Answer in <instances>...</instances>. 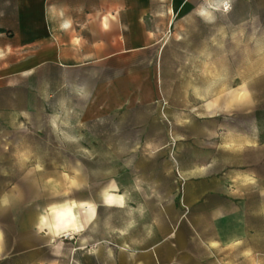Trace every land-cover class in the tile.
Returning a JSON list of instances; mask_svg holds the SVG:
<instances>
[{"label":"rangeland","instance_id":"374dc122","mask_svg":"<svg viewBox=\"0 0 264 264\" xmlns=\"http://www.w3.org/2000/svg\"><path fill=\"white\" fill-rule=\"evenodd\" d=\"M217 4L170 11L142 51L0 74V264H264L261 221L216 235L264 213V0ZM73 202L74 227L38 230Z\"/></svg>","mask_w":264,"mask_h":264},{"label":"crops","instance_id":"0c3cea01","mask_svg":"<svg viewBox=\"0 0 264 264\" xmlns=\"http://www.w3.org/2000/svg\"><path fill=\"white\" fill-rule=\"evenodd\" d=\"M198 1L0 0V74H30L49 62L61 68L80 67L145 50L159 42V29L169 20L170 11ZM67 206L75 217L76 206ZM251 218L264 223V213L234 211L220 218L217 237L223 243L245 241L251 228L243 221ZM69 222L57 228L46 225L56 234L75 226L74 218Z\"/></svg>","mask_w":264,"mask_h":264},{"label":"clouds","instance_id":"9594fccd","mask_svg":"<svg viewBox=\"0 0 264 264\" xmlns=\"http://www.w3.org/2000/svg\"><path fill=\"white\" fill-rule=\"evenodd\" d=\"M216 7H217V10L222 9L224 13H227L231 8V0H220V3L217 4ZM198 14L200 16H202L208 22H211L215 19V17L213 15H211L208 12H205L203 9H200ZM77 91L79 92V94L86 97L87 93L85 92V90L83 88H79V89H77ZM8 205H9V200L7 197L0 198V207H7ZM85 205L86 204H84L82 206H85ZM73 206H75L74 202H73ZM61 207L63 210H60V211H57V208L55 206L50 207V212L52 214L51 219L49 218V216L41 215L39 217V222L37 224L38 230L42 231L43 226L46 224L49 226V228L59 227V223H60L61 219L65 216L69 215L70 211H71L67 207V205H64ZM87 214H88L89 219L95 217V206L94 205L88 206V213ZM73 218L75 219V217H73Z\"/></svg>","mask_w":264,"mask_h":264},{"label":"bare ground","instance_id":"6f19581e","mask_svg":"<svg viewBox=\"0 0 264 264\" xmlns=\"http://www.w3.org/2000/svg\"><path fill=\"white\" fill-rule=\"evenodd\" d=\"M106 200H107V202H118V201H120V196H118L115 193L110 192L107 194ZM67 207L71 210L70 214L61 219L59 226H65V225L69 226L70 225L69 221H71V218L73 219L74 213H73L72 207H69V206H67ZM60 210H63V209H57V211H60Z\"/></svg>","mask_w":264,"mask_h":264}]
</instances>
